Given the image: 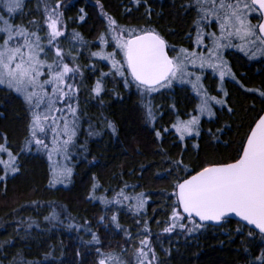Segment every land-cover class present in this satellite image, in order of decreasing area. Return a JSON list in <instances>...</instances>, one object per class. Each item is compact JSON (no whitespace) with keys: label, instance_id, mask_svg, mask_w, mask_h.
Returning a JSON list of instances; mask_svg holds the SVG:
<instances>
[{"label":"snow or ice","instance_id":"6c2138e0","mask_svg":"<svg viewBox=\"0 0 264 264\" xmlns=\"http://www.w3.org/2000/svg\"><path fill=\"white\" fill-rule=\"evenodd\" d=\"M29 3L30 0H0V91L20 99L27 117L26 135L18 151L14 152L7 135L0 133V182H5V186L9 176L20 173V156L33 149L37 153L45 152L49 160L53 154L69 160L73 149L81 153L88 151V138L118 136L119 126L114 120L101 115L93 123L81 104L82 91H86L89 98L102 102L109 77L113 81L119 78L126 89L136 90L140 118L153 125L158 139L162 132L155 129L158 106L153 101L156 94L172 90L176 85H190L197 100L192 110L185 113L186 119H182L177 111L171 124L181 142L202 138V118L208 117L210 122L220 124L215 132L208 129L210 144L214 141V146L229 148L236 143L221 140L235 124V121L232 124L221 122V110L229 116L237 115L235 108L230 106L226 82L235 81L246 93H258L264 105V90L245 88L224 57V50L236 49L249 59L264 58V0H181L180 11L191 17V27L185 33L189 47L169 44L161 31L153 26L154 12L149 0H127L123 5L128 15L132 14L133 8L137 12L143 8L139 17L143 24L122 25L102 10L100 15L105 28L97 35L96 43L86 41L75 30L68 32L63 11L65 0H37L35 8H29ZM96 3L103 9L100 0ZM33 12L36 14L32 15ZM80 12L78 18L83 21L84 9ZM65 41L69 44L67 48ZM77 45L87 50L89 64L86 66L80 63L84 53L77 49ZM93 58L97 62L108 61L109 71H100L93 83L85 85V67L93 73L98 70ZM209 69L218 75L221 95H211L204 87L203 79ZM170 107L175 109L176 105ZM245 112H254L255 115L237 125V134L245 126L247 131L235 147L233 156L206 158L194 174L184 162L183 154L180 158L163 160L168 167L154 174L156 179L171 178L172 192L164 213L163 232L180 230L191 234L208 224L223 227L233 217H238L235 232L245 237L247 243L258 240L264 245V107L256 109L253 104ZM2 115L0 113V117ZM84 124H87L86 129ZM82 135L86 137L84 141L80 140ZM192 147L199 149L200 145L193 143ZM161 153L167 157L163 149L157 154ZM152 166L141 164L139 171L147 172ZM72 171L71 167L57 162V166L51 169L50 186L67 181ZM129 171L134 174L135 169ZM120 181L122 186L118 191L111 187L104 189L94 176L86 198L90 202L99 201L105 213H111L110 216H99L97 224L105 229L114 227L122 231L127 237L125 244L128 248L101 251L102 245L95 247L93 264H166L156 251L148 221L144 219L149 196L144 191L128 193L126 189L130 185L123 181V173ZM131 187L134 189L137 185ZM100 191L113 194L97 195ZM31 203L39 206L38 201ZM125 210L134 217L133 223L138 229L135 235L119 223V215ZM65 219L69 221L66 225L69 230L84 231L91 236L86 246L101 244L98 233L92 231L88 220L78 224L64 211L43 216L49 231L63 225ZM34 228H41V222L32 217L16 223V230L24 231L25 238L31 236L30 230ZM11 243L13 241L0 242V249ZM244 251L249 252L246 244ZM164 252L166 256L170 255V250ZM52 254L51 251L45 253L44 259ZM81 255L76 252L77 257ZM4 259H8L6 254ZM9 264H41V261L29 260L19 250L12 255ZM80 264H84L83 259ZM247 264H264V248Z\"/></svg>","mask_w":264,"mask_h":264},{"label":"trees","instance_id":"16d2710c","mask_svg":"<svg viewBox=\"0 0 264 264\" xmlns=\"http://www.w3.org/2000/svg\"><path fill=\"white\" fill-rule=\"evenodd\" d=\"M149 2L154 12L153 26L161 31L169 44L189 47L185 33L191 27V17L185 16L180 11L181 0H149ZM36 3L37 0H30L29 8H35ZM100 3L103 9L97 5L96 0H65L63 11L68 32L75 30L86 41L96 43L97 35L105 28V21L100 15L102 10L114 16L122 25L144 23L139 19L143 8L139 12L133 8L131 15L124 12L123 5L127 3V0H100ZM80 9H84L83 21L78 18L81 15ZM155 13L160 15L157 16ZM35 14V12L32 13V15ZM27 18L30 19L31 16ZM64 46L69 47L67 41L64 42ZM77 49L84 53L80 63L88 65L87 50L80 49L79 45ZM108 50L111 51L112 48ZM224 57L230 63L237 80L245 88L264 90V58L258 56L255 59H249L236 49L224 50ZM92 62L97 63L98 70L93 73L85 67V85L93 83L100 71H109L108 61L97 62L93 58ZM203 84L211 95H221L218 75L213 74L211 70L205 74ZM225 87L230 94V106L234 107L237 113L233 117L223 110L220 112L221 122L232 124L235 121L233 130L221 137V140L236 142L229 148L214 146V141L211 144L208 142V129L215 132L220 126L214 121L210 122L209 118H202V138L196 140L181 142L175 130L171 128V124L176 119V112H179L182 119H186L185 113L190 112L197 102L190 85H176L172 90H162L163 94L155 95L153 103L158 106L155 129L162 132L159 139L155 137L153 125L140 118L136 90L126 89L119 78L115 81L111 77L107 78V91L102 93V102L89 98L87 92L82 91L81 104L87 116L92 118L93 123H96L101 115L114 120L119 126L118 136L88 138V151L81 153L78 149H73L69 160H64L56 154H53L52 160H49L45 152L37 153L35 149L31 153L20 156L22 163L20 173L14 177L9 176L6 186L5 182H0V242L13 241L0 249V262L9 264L12 255L22 250L27 259L39 260L41 264H60V260L62 264H80L81 259L84 264H93L96 258L95 247L102 245L101 251H119L121 247L128 248L125 244L127 237L122 231L114 227L105 229L97 224L99 216L105 214L110 216L111 213H105L104 206L99 201L90 202L86 198L94 176L99 179L104 189L111 187L118 191L122 186L120 174L123 173V181L130 185L126 189L128 193L144 191L149 196L144 219L148 221L156 251L166 264H247L251 257L259 254V250L264 248V245H261L258 240L255 243H247L245 237L235 232L238 224L234 220L226 222L223 227L207 225L191 234L181 233L180 230L173 233L163 232L165 227L163 221L166 220L164 213L167 211V205L170 202L168 197L172 192L171 178L156 179L154 176L157 171L162 172L168 167L163 163V160L168 157L176 159L183 154L184 162L194 174V171L198 170L197 166L206 158L227 159L235 154V147L247 131L245 126L237 134V125L241 120L246 122L255 115L254 112H245V109L253 104L256 109L264 105L261 104L258 93H246L235 81L226 82ZM116 93H119V96ZM172 104L176 105L175 109L170 107ZM0 113L3 114L0 117V133H5L13 151H18V147L23 144L27 124L21 100L14 94L9 95L0 91ZM84 128H87V124H84ZM165 128L169 131L164 132ZM85 139L84 135L80 137L81 141ZM193 143H199V149L193 148ZM161 149L167 153V157L163 153L157 154ZM57 162L71 167L72 175L64 183L50 186L51 169L57 166ZM141 164L153 166L147 172L141 173L139 171ZM129 169H135L134 174ZM141 176L142 179H140ZM131 185H137V187L133 189ZM104 194L111 196L113 193L103 191L97 193V195ZM32 201H38L39 206L32 204ZM53 211L66 212L78 224H82L85 220L90 221L92 231L98 233L101 244L86 246L91 236L84 231L69 230L66 227L69 223L67 219L64 220L63 225L47 230L48 226L46 222H43V216ZM29 217L40 221L41 228L30 230L31 236L25 238L24 231L16 230V223L27 220ZM133 219V215L126 210L119 215V223L122 227L131 230L135 235L138 229ZM245 244L249 249L248 253L244 251ZM165 249L170 250V255H165ZM49 251L53 254L45 260V253ZM77 251L82 254L81 257L76 256ZM5 254L8 259H4Z\"/></svg>","mask_w":264,"mask_h":264},{"label":"water","instance_id":"95a60500","mask_svg":"<svg viewBox=\"0 0 264 264\" xmlns=\"http://www.w3.org/2000/svg\"><path fill=\"white\" fill-rule=\"evenodd\" d=\"M231 220H234V221H238L239 220V218L238 217H233ZM209 226H213L212 224H208ZM215 227V226H214Z\"/></svg>","mask_w":264,"mask_h":264},{"label":"rangeland","instance_id":"374dc122","mask_svg":"<svg viewBox=\"0 0 264 264\" xmlns=\"http://www.w3.org/2000/svg\"><path fill=\"white\" fill-rule=\"evenodd\" d=\"M226 59V58H225ZM210 70V69H209ZM208 71V70H207ZM207 71L205 72V74L207 73ZM206 118H208V117H206Z\"/></svg>","mask_w":264,"mask_h":264}]
</instances>
